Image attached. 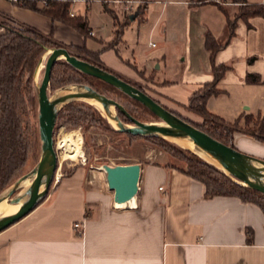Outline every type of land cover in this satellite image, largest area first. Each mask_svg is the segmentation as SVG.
I'll return each mask as SVG.
<instances>
[{"label": "crops", "instance_id": "1", "mask_svg": "<svg viewBox=\"0 0 264 264\" xmlns=\"http://www.w3.org/2000/svg\"><path fill=\"white\" fill-rule=\"evenodd\" d=\"M247 2L264 5V0ZM95 3L71 6L74 16L87 18L88 37L7 0H0V19L79 50L82 58L93 60L85 52L99 53L98 64L131 83L147 78L155 100L170 110L187 108L193 94L214 80L207 37L226 43L236 6L219 3L227 16L209 0H148L111 48L113 18L99 2L112 27L103 36L90 19ZM90 38L96 47H88ZM215 63L230 70L218 85L220 94L208 101L209 113L225 122L245 115L264 120V19L239 20ZM247 74L258 75L261 83L247 84ZM221 97L232 101L224 111L212 106ZM244 137L251 145L261 144ZM155 163H138L137 200L123 207L114 202L106 172L77 169L28 216L0 233V264H264V216L257 206L235 197L207 198L202 183Z\"/></svg>", "mask_w": 264, "mask_h": 264}, {"label": "trees", "instance_id": "2", "mask_svg": "<svg viewBox=\"0 0 264 264\" xmlns=\"http://www.w3.org/2000/svg\"><path fill=\"white\" fill-rule=\"evenodd\" d=\"M19 6L38 11L45 16L49 17L53 22L64 23L83 36L88 37L90 33L89 23L86 17L83 16H71V6L74 0H20ZM211 3L219 6V8L228 16V11L215 0H209ZM223 2H229L236 6V13L232 19L228 20L229 36L225 44L220 45L211 36L207 37L206 47L211 52V60L213 67L214 80L208 84H205L200 90L196 91L189 100L188 109L201 117L204 121H210L214 127L213 133L205 131L198 125H195L191 121L177 116L188 121L195 127L199 128L203 132L207 133L214 139L234 148V133L237 132L234 129L240 123L243 124L242 128H236L244 135L252 138L258 143L264 144V120L260 116L253 117L252 115H245L239 117L233 122V127L230 128L222 119L212 115L207 110V104L210 98L218 96L220 90L218 88L219 83L224 79L225 75L229 72L230 66L226 64L216 65L215 57L217 53L222 50L233 37L237 22L247 21L249 18L261 17L264 19V5L249 4L247 0H222ZM41 6V7H40ZM105 10L112 16L114 21V41L110 45L111 48L117 46L124 34L125 29L131 22V16L125 15L122 12H118L113 7H110L108 3H104ZM146 10V6L141 7L139 16ZM138 16V17H139ZM2 32L0 33V195L9 188L19 172L27 164L31 154L35 153L38 145L40 134L38 135L37 129H34L25 121L24 113L32 109L35 110L38 104V95L35 93L34 76L41 63V60L49 50L61 48L59 44L53 42L49 37H45L39 32L31 28H25L16 25L9 21L0 22ZM91 59H83L91 64L102 67L94 59L98 58L99 53L85 52ZM78 57V56H77ZM253 58L248 62H252ZM64 69L63 74L74 76H81L87 79H93L101 81L97 78L88 76L70 64L58 61L53 68L50 88L57 89L59 86L66 85L70 82V76L67 79L58 78L62 75L58 72V69ZM104 68V67H102ZM123 79V78H122ZM125 80V79H123ZM127 81V80H125ZM245 81L247 84H260L261 80L258 75L247 74ZM103 82V81H101ZM129 82V81H127ZM105 83V82H103ZM131 83V82H129ZM107 84V83H105ZM135 87L142 90L137 85L131 83ZM109 85V84H107ZM112 89L116 90L121 95L130 98L118 89L109 85ZM49 88V89H50ZM92 88V87H91ZM143 91V90H142ZM144 92V91H143ZM100 93V92H99ZM139 106L148 110L144 105L137 102ZM158 102V101H157ZM149 111V110H148ZM123 115L130 124V120ZM80 115H72L71 122L75 125L83 123L85 121L84 113L77 112ZM154 116L153 113L149 111ZM157 118L156 116H154ZM87 119V118H86ZM95 119V118H94ZM158 119V118H157ZM93 120V118H92ZM159 120V119H158ZM97 119H95V122ZM103 121V119H99ZM139 121V120H138ZM117 134L127 135L131 139L146 138L154 139L157 141H165L161 137L157 136H134L124 131H115ZM41 140V139H40ZM181 153V152H179ZM187 154V165L177 166L173 163L161 164L155 163V165L165 166L167 168L174 169L181 172L188 177L202 183L206 187L207 198L214 197H235L243 203H250L257 206L264 216V195L252 190L248 187L238 184L233 181L227 174L220 171L213 166L209 165L190 151L183 152ZM138 164V163H133ZM129 165V164H125ZM247 242H252V232L247 230Z\"/></svg>", "mask_w": 264, "mask_h": 264}, {"label": "rangeland", "instance_id": "3", "mask_svg": "<svg viewBox=\"0 0 264 264\" xmlns=\"http://www.w3.org/2000/svg\"><path fill=\"white\" fill-rule=\"evenodd\" d=\"M113 1V0H106ZM215 2L223 4L222 0H215ZM105 3V1H103ZM80 7V6H79ZM82 7V6H81ZM102 5L99 2L93 4L92 14H91V22L93 25L101 28V34L104 36L111 29V24L109 23L108 17L101 14ZM108 14V13H107ZM0 22H4V20L0 19ZM154 42V41H153ZM60 45V44H59ZM67 48L73 55L82 57L79 50H74L73 48H69L66 46H62ZM88 47L93 48L96 47V42L94 39H88ZM49 52L44 54L41 63L35 73L34 76V87L35 93L38 95V88L43 79L45 64ZM60 62H65L62 59ZM58 72H61L62 75L58 78L67 79L70 76L71 79L69 83L63 86H59L57 89H49V95L52 99H56L59 96H63L66 94H70L71 92L83 91L85 86L92 87L94 90L100 92L101 94L106 95L110 99H113L123 105L127 112L139 120L142 123H155L159 122L157 118H155L152 114L149 113L148 110L139 106L137 103L132 101L130 98L121 95L116 90L112 89L109 85L93 79H87L81 76L65 75L63 74L64 69H58ZM144 77V75H143ZM133 83V82H132ZM140 87L146 94L151 96L153 99L156 97L154 88L150 87L151 84L147 78L144 79L141 83H133ZM261 95V94H260ZM264 96V90L262 93ZM212 106L214 109L226 110L231 106V102L228 101L225 97H221L219 99H213ZM233 100V99H232ZM160 103V102H159ZM163 105V104H162ZM167 107V106H165ZM217 107V108H216ZM168 108V107H167ZM174 110V113L180 115L181 117L191 121L195 125H198L205 131H209L213 133L214 127L211 125L210 121L205 122L204 119H196L193 115L188 111V107L184 108L181 106L171 107ZM170 110V108H168ZM58 118L56 122V127L54 131V142L55 148L57 151L59 164L56 172V179L52 184L50 192L55 190L59 184V182L67 178L79 169L85 168L86 170H101L104 166H117V165H125V164H133V163H145L147 161L161 163L163 165L168 163H173L177 166H186V156L187 154L183 152L190 151L209 165L214 168L223 171L222 167H218L214 164L208 162L205 158H203L196 151H192L189 149H184L175 142L170 139H165V141H157L154 139H146L136 137L135 139L129 138L124 134H117L115 131H120L119 124H125L127 126H133L130 124L128 120L121 115L117 109L111 108L110 110L101 111L97 109L95 106L90 104L87 100H72L67 103H63L58 108ZM83 112L85 116H83L85 121L83 123H79L75 125L71 122L72 115H80L77 112ZM218 117V116H217ZM87 118V119H86ZM93 118V120H92ZM97 121L95 122V119ZM103 119V121H99V119ZM25 121L34 129H37L39 135V107L32 111V109L27 110L24 113ZM227 119V118H226ZM232 120L226 121L229 124L230 128L233 127ZM236 128H242L243 124L240 123ZM234 133V148L242 154L260 159L264 161V145H251L248 139H244L245 135L238 131ZM240 133V134H239ZM152 137V136H151ZM162 138V137H161ZM247 138V137H246ZM69 139L80 140V148L78 149V155L75 159H71L68 154L71 150L70 146H65L64 148L60 147L61 143L67 142ZM64 141V142H63ZM41 146L42 142L39 138L37 148L35 153L31 154L29 160L25 167L19 172L17 177L15 178L13 184L7 188L1 195L7 196L9 192L14 188L15 184L21 180L24 176L32 173L37 164L40 161L41 157ZM181 152V153H179ZM227 174V173H225ZM228 175V174H227ZM229 176V175H228ZM34 180V176L26 179L21 187L17 190L15 196L13 198H17L19 196L28 197L29 189L31 188L32 181ZM30 187V188H29ZM25 190V191H24ZM48 194V195H49ZM47 195V196H48Z\"/></svg>", "mask_w": 264, "mask_h": 264}, {"label": "water", "instance_id": "4", "mask_svg": "<svg viewBox=\"0 0 264 264\" xmlns=\"http://www.w3.org/2000/svg\"><path fill=\"white\" fill-rule=\"evenodd\" d=\"M135 18L136 15L131 16V20ZM48 52L50 55L46 60L43 79L38 88L39 134L42 142L40 161L35 170L21 178L7 196L0 197V204L8 202L10 205L19 206L16 213L0 217V233L28 216L47 197L56 179L59 164L54 142L58 108L61 104L72 100H92L102 105L105 110L117 109L133 124L130 127L118 123L120 130L134 136L191 140L199 150L219 163L233 181L264 195L263 160L242 154L235 148L214 139L188 121L167 110L151 96L115 73L80 59L67 48H56ZM62 59L78 71L113 86L141 103L159 119V122L142 123L138 121L127 112L123 105L89 86H85L83 91L71 92L52 99L49 95L52 71L56 63ZM101 170L107 173L109 187L114 192V202L117 206H128L137 200L141 178L140 164L104 166ZM32 176H34V180L29 189L28 197L13 198L23 182Z\"/></svg>", "mask_w": 264, "mask_h": 264}, {"label": "bare ground", "instance_id": "5", "mask_svg": "<svg viewBox=\"0 0 264 264\" xmlns=\"http://www.w3.org/2000/svg\"><path fill=\"white\" fill-rule=\"evenodd\" d=\"M87 101L90 104H92L93 106H95L97 109H99L101 111H105V108L102 105H100L99 103L92 101V100H87ZM170 140H172L173 142H175L176 144H178L179 146H181L184 149L196 151L197 153H199L203 158H205L211 164H214L218 167H221V165L219 163H217L212 158H210L207 154H205L204 152L199 150L197 148L196 144L194 142H192L191 140H180V139H174V138H170ZM80 144H81L80 140L69 139L67 142L61 143L60 147L64 148L65 146L66 147L70 146L69 149L71 151L68 154L70 155L71 159H75L79 153L78 149L80 148ZM18 210H19V206L10 205V204H8V202H3L0 204V217L14 214Z\"/></svg>", "mask_w": 264, "mask_h": 264}, {"label": "built area", "instance_id": "6", "mask_svg": "<svg viewBox=\"0 0 264 264\" xmlns=\"http://www.w3.org/2000/svg\"><path fill=\"white\" fill-rule=\"evenodd\" d=\"M9 2H12L16 5L20 4V0H7ZM103 2L101 0H74V2H83L85 4H90L91 2ZM105 3L108 4H114L116 6H118L121 9V12L125 15L128 16H133L136 15L140 12L141 7L146 6L148 3V0H115V1H105ZM227 3V2H225ZM71 16L74 17V14L71 13ZM92 35H94L93 33H91ZM81 228V224L77 223L75 224V229H80Z\"/></svg>", "mask_w": 264, "mask_h": 264}]
</instances>
